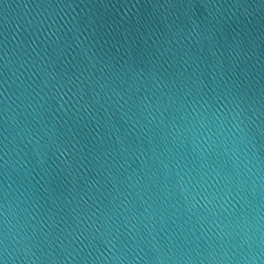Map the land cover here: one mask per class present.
<instances>
[{
    "label": "water",
    "instance_id": "obj_1",
    "mask_svg": "<svg viewBox=\"0 0 264 264\" xmlns=\"http://www.w3.org/2000/svg\"><path fill=\"white\" fill-rule=\"evenodd\" d=\"M257 215L264 0H0V264H218Z\"/></svg>",
    "mask_w": 264,
    "mask_h": 264
},
{
    "label": "clouds",
    "instance_id": "obj_2",
    "mask_svg": "<svg viewBox=\"0 0 264 264\" xmlns=\"http://www.w3.org/2000/svg\"><path fill=\"white\" fill-rule=\"evenodd\" d=\"M236 235V243L223 251L218 264H264V220L258 215L246 220Z\"/></svg>",
    "mask_w": 264,
    "mask_h": 264
}]
</instances>
